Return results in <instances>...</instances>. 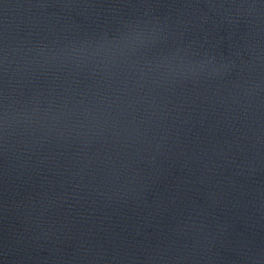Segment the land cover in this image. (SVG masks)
<instances>
[{"label":"water","instance_id":"1","mask_svg":"<svg viewBox=\"0 0 264 264\" xmlns=\"http://www.w3.org/2000/svg\"><path fill=\"white\" fill-rule=\"evenodd\" d=\"M0 264H264V0H0Z\"/></svg>","mask_w":264,"mask_h":264}]
</instances>
